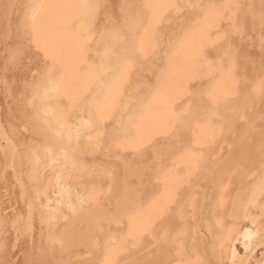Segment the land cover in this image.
Wrapping results in <instances>:
<instances>
[{"label":"bare ground","instance_id":"6f19581e","mask_svg":"<svg viewBox=\"0 0 264 264\" xmlns=\"http://www.w3.org/2000/svg\"><path fill=\"white\" fill-rule=\"evenodd\" d=\"M0 264H264V0H0Z\"/></svg>","mask_w":264,"mask_h":264}]
</instances>
